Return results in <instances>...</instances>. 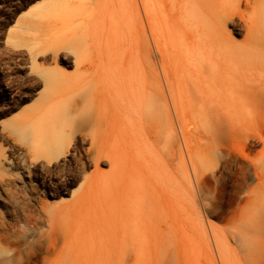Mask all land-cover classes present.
<instances>
[{"label":"rangeland","instance_id":"1","mask_svg":"<svg viewBox=\"0 0 264 264\" xmlns=\"http://www.w3.org/2000/svg\"><path fill=\"white\" fill-rule=\"evenodd\" d=\"M46 1L0 0V264H264V100L249 95L264 76L256 74L264 31L244 26L260 5L147 0L158 20L125 15L133 54L124 56L122 36L114 37L123 23L109 10L127 14L134 2L127 9L106 0V9L105 0H49L40 8ZM100 14L113 33L102 31ZM98 20L102 34L93 36ZM71 29L135 62L148 87L158 59L167 104L140 136L116 126L121 137L97 148L83 130L58 156L37 157L26 127L58 96L40 73L56 62L36 63L31 50Z\"/></svg>","mask_w":264,"mask_h":264},{"label":"bare ground","instance_id":"2","mask_svg":"<svg viewBox=\"0 0 264 264\" xmlns=\"http://www.w3.org/2000/svg\"><path fill=\"white\" fill-rule=\"evenodd\" d=\"M102 1L98 4L100 5L101 3H103ZM107 1L106 4L108 3ZM119 1L120 3L118 6L115 5L117 3L114 0H109V3L115 5V7L117 6L116 8L122 6L121 4H123L127 9L129 7L131 8V6L133 7L132 2L135 3V7L131 8L132 10L129 9V13L127 14L122 13L121 15V13L118 12L115 16L114 13L109 10V12H111V16L119 18L116 20H119V25H121V22L124 24L121 25L122 27L120 26L121 28L118 26H116L117 29L111 28V24L113 23V21H111L112 23L110 22L111 24L108 27L107 23H105L104 21L107 17L106 14H108V10H103L102 8H100L101 6H104L102 4L99 8L103 11L101 10L102 12L100 13H103L105 11L106 13H104L106 17L105 15H103V13L102 15L105 17H103L104 20L101 14L100 18L98 19L101 21L102 18V20L106 24L104 25L103 21L101 23L103 25H101V28L104 30H102L101 28L100 29L103 32H105L108 28H111V30H107L106 32L107 34L108 31L113 33V30L116 29V36L114 37H117V35L118 37H120L119 35H121L123 38L122 43L120 42L121 47L123 48L121 52L123 55L124 53L129 55L130 53L133 54V46L132 44H129V47L126 42L128 41L132 43L133 39L126 25L129 18L125 15H129V17L131 16L130 18H133L134 14V17L136 15V18L139 17V19H142V11L147 14V0H139V3L143 10H141L140 6H138V0ZM110 4H107V7L104 6V9L105 7L106 9H112V5ZM246 4L250 6H252V4H259L260 10L256 11L254 9L253 16L249 20L244 21L245 29L248 33H253L254 35L259 33V31H264V0H246ZM50 5L51 3L48 0L43 5H41L40 8L49 7ZM125 5L128 7H126ZM115 7L113 8L115 9ZM130 11H132V14H130ZM150 18H153L156 21L158 20L157 15L147 14L148 21ZM37 20H39V18ZM100 21L98 26L94 25L93 29H95L96 27V33H94L92 29L93 36L94 34L97 35V33L100 35V32L102 34V31H100V29H97L100 26ZM129 21L131 20L129 19ZM38 26L39 22L35 21L34 27L36 28ZM104 26H107V28L105 29ZM80 32L81 31L71 29L67 37H63L61 35L60 37L57 36V38L55 40L53 39L52 42H49V40L48 44L40 46L39 48L36 45V48L31 50V55L35 62L38 56L44 59H51V61L54 60L56 62V65L51 68L41 66L40 73L44 80L43 83L45 84L47 91H50L52 94L58 96L57 100L51 101L48 99L44 107L36 109L34 117L31 119L30 124L26 127L27 134H30L32 150L37 157L43 156L52 158L54 157V155L55 157L58 156L59 154L63 153L66 148H68L70 140L75 138L76 134L79 131L83 130L89 131L91 143L97 148L99 143L102 144L105 141V138L108 139V137H110L111 135L115 138H119L120 133H116L119 128L116 131H113L114 127L116 126H131V130L134 128V130L138 131L137 133L140 136L142 135L141 131L144 130L143 133H146L145 128L149 121L154 120L153 122H156L162 118L161 109H163L164 103L167 104V92L162 88V84L164 83V81H167L168 83L169 80L164 79L163 76L160 75V61L158 59L155 62L156 73L152 78L153 87H148L146 85L144 77L142 75L140 76L139 74L137 75L135 71V62L127 63V61H121L123 57L120 55L121 53L118 54L120 56H117L121 58V62H119V59L110 56L111 54L109 52H111V50L113 52V49H111L107 45L105 46L106 48H102L101 46L99 47L98 45H96L97 42H93L95 39H92V36L91 40L93 41L88 43L87 39L85 41V36L81 35ZM82 33H84V31H82ZM51 34L52 32L50 33V35ZM104 35L106 34L104 33ZM51 36L53 38L54 34ZM106 36L107 39H109V35ZM118 37L117 39H119ZM117 43L114 42L113 46ZM154 43L158 50L159 40L154 39ZM119 49L117 52V49L115 47L114 50H116V54L121 50ZM106 51L109 54L107 57L104 56V53ZM60 59L67 66H74L75 71L71 74H68L67 70L69 69L64 68L63 70L62 67L57 65V60ZM102 60H106V64H104ZM100 62L101 64H104V66L107 65V67L104 68V66H102L101 64H99L101 65L99 67L98 63ZM65 70L67 71V73ZM256 74H264V71H259ZM262 77L264 76L262 75ZM262 77L255 79L256 81L254 80V82L257 83L249 92V95L254 99L256 98L259 100H264V78ZM168 97H170L173 103L172 105H174L175 97L172 96L170 90ZM126 132L129 135V129ZM131 133H133V130L131 131ZM133 135H135V133ZM138 135H136L137 138L139 137ZM125 142H127V140H125ZM100 146L101 145H99V147ZM99 152H101V150Z\"/></svg>","mask_w":264,"mask_h":264}]
</instances>
